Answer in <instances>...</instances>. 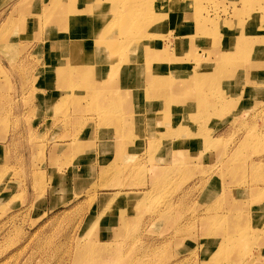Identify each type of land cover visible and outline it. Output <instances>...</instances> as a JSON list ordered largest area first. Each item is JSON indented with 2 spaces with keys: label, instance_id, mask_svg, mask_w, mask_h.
Returning <instances> with one entry per match:
<instances>
[{
  "label": "rangeland",
  "instance_id": "374dc122",
  "mask_svg": "<svg viewBox=\"0 0 264 264\" xmlns=\"http://www.w3.org/2000/svg\"><path fill=\"white\" fill-rule=\"evenodd\" d=\"M47 1L0 0V264H264V51L233 44L238 30L264 41L250 27L264 0H149L133 13L150 53L119 67L131 77L112 94L84 90L113 77L82 31L97 0ZM228 51L242 67L217 70ZM73 52L70 86L57 58ZM174 59L176 78L206 79L156 94L146 74Z\"/></svg>",
  "mask_w": 264,
  "mask_h": 264
},
{
  "label": "bare ground",
  "instance_id": "6f19581e",
  "mask_svg": "<svg viewBox=\"0 0 264 264\" xmlns=\"http://www.w3.org/2000/svg\"><path fill=\"white\" fill-rule=\"evenodd\" d=\"M164 1L165 0H162V2H164ZM167 1H168V5H169L168 10H170V9L174 8V6L178 5V1H176V0L175 1L167 0ZM47 2H50V1L48 0ZM52 2L54 3L53 5H56V4L59 3V0H52ZM155 2L156 1L152 2L153 3V6H152V3L149 0H112L109 4L104 5L103 0H97L95 5H92V7L89 6V9L92 12V14H91V16L89 18V25L85 29L82 28L83 29L82 31H85V30L88 29L86 33H87V36L92 37V40H93V43H94V45H93L94 49L97 50V51L100 50L105 55L104 65H102L101 70L103 68L107 69L108 73H112L113 74V77L112 76L110 77L111 78V84L109 86H107L105 84L104 80H101L98 84H96L94 82L95 85L93 87L88 84L86 86L87 89H84L85 91H87V92L90 91L91 94H93L94 92H96L98 94V92H100L102 90H105V94H110V93L112 94V93L116 92V90L119 87L118 84L119 85L123 84L125 82L126 78L131 77V75L129 73L130 69H128L127 67H124L122 70H120L119 67H121L123 65L130 64L132 62V60L135 59V56L138 54L137 49H138L139 46L144 45L141 48L148 49V53H150V49H149L150 42H148L150 37H148V36L150 35L151 32H147L146 34L143 33V35H141L140 33H139L140 35L138 33H135L134 29L135 28H139V29L142 28V25H146V22H145V20L142 19L143 17L142 18L140 17V15H138V16L134 15V13H137V12L133 13V11L137 10V8L140 7V11L139 12H142V11H145V8L147 7L146 11L148 10L149 12H154L155 8H156L155 7L156 6ZM143 3H145L146 6H144ZM50 5H51V3H50ZM50 5H48V6H50ZM182 8H184V7H182ZM44 9H45V7H44ZM44 11H46V10H44ZM49 11L47 13H49ZM247 12H249V11H247ZM145 15H147V13H145ZM145 15H144V17H145ZM259 17H252L253 21L250 23V27L253 28L254 34H256V35L258 33H260V32L262 33V27L264 26L263 23L259 22V19H260ZM37 18H39V17L37 16ZM203 18L205 20H208V18H206V16L203 17ZM45 19H46V17L44 18V20ZM50 19L52 20V22H51L52 25H54L55 27H59V26L63 27L62 31H60L61 33H63V31L72 32V31H70V26H71L70 25V21L64 22L62 19L58 18V16H54L52 18L50 16ZM72 19L74 20L75 18H72ZM45 21H47V22H44V23L47 24L48 27L47 26H46L47 28L44 27L43 30H47L48 28H50L51 31L54 30L53 26L48 22V20H45ZM156 21L157 20H153L152 22L155 23ZM209 21L211 22V20H209ZM222 22H224V21H222ZM17 23L18 22H16V24ZM196 24H199V22L196 21ZM40 25L37 26L38 29L41 28ZM12 27H13V25H12ZM57 29L58 28H56V30ZM143 29H145V27ZM91 30H92V34H91ZM71 36L69 37V39L70 38H73V39L77 38V36H74V35H71ZM196 37H199V35L197 34ZM204 37H206V36H204ZM233 44H235V46H234L235 48H238L240 50H244V52L241 53L242 56H241V54H236V55H239L242 59L243 58L245 59V56L250 54L251 52H255V53L259 52V53H261V51L262 52L264 51V41L262 39H257L255 41H247L246 40L245 31H243V30H238L236 32V36L233 39ZM68 45H73V44H70L68 42ZM166 47L168 48V46H166ZM76 48H77V46H76ZM157 49L159 50V52L154 53L153 57H151V58L149 57V59L142 61L143 65H145L147 62H157L156 56H158V55L161 56V57H165L164 51H162V49H160V48H157ZM227 53L226 54H224V53L220 54L219 53L221 55L220 58L218 59V61L214 62V66L217 67V70L219 69V71H220V68H222V67H223L222 70H224V67L225 68L227 67V68L240 69L242 67V64H243V62H242V64H240V60H239L240 57L239 58L236 57L235 54L233 55V53H229V51ZM185 54L189 58L192 57L187 52H185ZM166 55L168 56V54H166ZM227 57H231L232 60H228ZM80 58H81V53H77V52H73L71 57L62 54V55H60L57 58L60 61H64L66 59L69 61V62H67V64L69 66L65 65L64 67H67V68H69L72 71V74L70 75V78H69V82L67 83L70 86L72 85V83L74 82V80H75V78L77 76L75 74L74 67L77 64H81ZM85 61L87 62V57L85 58ZM204 61H206V59ZM137 62H140V61H137ZM181 63L182 62H179V60H175L174 59L170 63V66H169V69H168V73L166 75H165V73L162 74V75H157L158 73H157L156 70H153L152 72H148L146 74L147 77H150L147 80L151 82V85H154L153 87H154V89H156V94H163L161 92V90L163 88H165V84H168L167 86H171V85H176L174 82H178V86H180L182 89H186V88H191L193 85H197V82H199V81L203 82L206 79L205 74H203V72H201V74L198 73V76L194 75V76L189 77L187 79V81L190 82V83H188L187 81H182L181 78H176L177 74L179 72H181L182 70H186V69H184L185 67L183 66V63L182 64ZM249 67H252V66H249ZM258 67H261V66L258 65ZM62 69H63V67H62ZM198 71H200V70L198 69ZM86 73H88L87 70H86ZM91 77H92V75H91ZM145 82H147V81H145ZM252 86H254V85H252ZM58 89H60V87ZM124 92H125V94H131L132 93V89L125 90ZM69 93H70V91H69ZM90 93L88 92V94H90ZM181 93H182L181 90L177 88V93L176 94H181ZM168 99H169V97H168ZM167 103L169 105V110L172 111L171 102L168 100ZM179 114L183 115V112L180 111ZM168 141H170V140H168ZM206 145H207V147H208V145L210 146L209 142H206ZM252 165L254 166L255 164H252ZM256 168H257V166H256ZM243 170H244V168H243ZM263 180H264V178H263ZM262 188H260V189L262 190ZM218 218L220 220V217H218ZM239 231H240V228H239ZM237 233H239V232H237ZM227 241H228V239L227 240L224 239L222 241V243H221V246L224 247L225 243H227ZM239 242H240V240H239Z\"/></svg>",
  "mask_w": 264,
  "mask_h": 264
}]
</instances>
